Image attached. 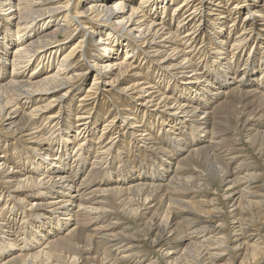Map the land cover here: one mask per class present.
I'll use <instances>...</instances> for the list:
<instances>
[{
	"label": "bare ground",
	"instance_id": "6f19581e",
	"mask_svg": "<svg viewBox=\"0 0 264 264\" xmlns=\"http://www.w3.org/2000/svg\"><path fill=\"white\" fill-rule=\"evenodd\" d=\"M86 1L84 10L72 11L71 0H0V160L25 159L31 166L22 172L0 161V180L22 192L12 195L17 203L34 210H22L19 224L0 222V261L12 256L0 264L51 256L74 234L87 242L79 259L86 264V244L116 226L99 217L79 225L111 203L106 195L87 197L101 191L140 199L130 211L149 243L165 247L164 264H216L225 252L231 258L218 264H264V0H214L217 15L208 19L203 0ZM61 11L63 23L44 16ZM70 27L79 28L80 40L62 51L74 38ZM74 55L83 69L73 66ZM90 71L92 85L75 103ZM99 95L107 100L97 98L96 109L82 105L86 96ZM17 134L26 137L23 148L4 143ZM244 138L263 169L243 156ZM182 163L194 165V177L181 180L173 200L162 189H171ZM33 186L35 192L25 193ZM193 188L194 196L183 194ZM200 190L209 198L197 195ZM7 211L17 210L0 206V218ZM193 214L196 223L188 221ZM214 223L222 235L214 233ZM114 232L111 238L121 235ZM100 240L105 244L93 245L103 247L110 264L133 263L134 246L120 244L127 254L116 258V241ZM73 246L70 253L78 255Z\"/></svg>",
	"mask_w": 264,
	"mask_h": 264
},
{
	"label": "rangeland",
	"instance_id": "374dc122",
	"mask_svg": "<svg viewBox=\"0 0 264 264\" xmlns=\"http://www.w3.org/2000/svg\"><path fill=\"white\" fill-rule=\"evenodd\" d=\"M62 2L63 1H65V0H61ZM208 1V0H207ZM86 0H71V6H72V11H82V10H84V8H86L87 6L85 5L86 4ZM213 2H214V0H212L211 1V4L208 6V4H206V0H203V8L201 9V12L204 14V16L208 19V17L207 16H214V15H217L216 14V10H215V6H214V4H213ZM208 3V2H207ZM187 8H190L189 6L187 7ZM190 11H191V9H189ZM188 12L189 11H187L186 13L188 14ZM244 12L245 11H241V13H239V15L241 16V15H243L244 14ZM59 13H62V11L61 12H47L44 16H48V15H52V16H56V19H57V22H62L63 23V20H62V17H61V15L59 14ZM72 14V13H71ZM81 18H84V16H81ZM76 21V20H75ZM70 24H71V22H70ZM201 28H202V33L203 32H206V30H207V27H205V23L203 24V26H201ZM73 29V27L71 28H69L68 30H72ZM78 30H79V28L76 30V31H71V33H72V37H74V38H72L71 39V41H69L68 43H66V45H63V46H65L64 47V49L62 50V51H68V49L70 48V43L72 44V43H76L78 40H80V33L78 32ZM85 30V29H84ZM77 33V34H76ZM58 38H60L61 39V41L63 40L62 38V36H61V34L58 36ZM86 38L87 39H90V37L88 36V35H86L85 36V45L87 44V46H88V48L89 47H91V44L89 43V42H87L86 41ZM256 41V40H255ZM256 42H254V44H255ZM90 44V45H89ZM13 46V45H12ZM14 47V46H13ZM85 48H86V46H84ZM11 49H13L12 47L10 48V50ZM259 51V48L258 49H256V51L254 50V53H257ZM247 53H249V51L247 52ZM247 53H246V55H247ZM89 54V50L88 49H86V52H85V55H88ZM123 54V53H122ZM76 55V54H75ZM75 55H74V57H75ZM120 56H121V53H120ZM245 56V55H244ZM247 57V56H246ZM254 58H256V56H254ZM253 58V54H251L250 53V56L248 57V59H249V62H251L252 64H253V62H254V59ZM82 59V58H81ZM80 58L78 59L77 58V56L75 57V58H73V60H72V63H73V66L76 68V69H83L85 66H82V65H84L83 64V61L81 60ZM257 59V58H256ZM255 59V60H256ZM76 63V64H75ZM257 64L258 65H260V62L259 61H257ZM31 65V62H30V64L28 65V66H30ZM9 68H11V67H8V69ZM252 71H253V73H254V76L257 74V72H254L255 70L254 69H252ZM242 67L240 66V68L238 69V74H242ZM91 76V77H90ZM92 78H93V73L90 71L89 73H88V76L86 77V79L84 80V83L82 84V90L78 93V94H76V97H75V99H74V101H75V103H76V100L79 98V96L80 95H83L82 93L84 92V91H86L91 85H92ZM81 82V81H80ZM79 83H77V84H75V86L76 85H78ZM74 88V87H73ZM106 88H109V86H107ZM105 87H104V93H105V95L106 96H108V95H110V91L108 90L107 91V89H106ZM98 98V100H101V101H104L105 99H106V97H104V95L103 96H101V95H99V96H97L96 98H94L93 96H86V98H84L85 100H84V102L82 103V105L83 104H86V105H88V106H90L91 105V103L93 104V105H95L96 104V102L98 101V100H96ZM107 100V99H106ZM74 103V104H75ZM99 106V105H98ZM237 106V105H236ZM255 106V105H254ZM253 106V107H254ZM96 105H95V108L94 109H96ZM54 109H56V108H54ZM236 109H239V111L240 110H242V108L241 107H239V106H237L236 107ZM220 111H221V115H223L224 117H227V118H229V116H231L230 115V113L227 111V110H224L222 107L219 109ZM82 111H84V110H82ZM77 114V116H80V114H78V113H76ZM225 114V115H224ZM81 117V116H80ZM231 118V117H230ZM121 120V119H120ZM39 123H40V119H38V125H39ZM97 128H98V131H99V129H101V122L99 121V124H97ZM74 130V129H73ZM73 133H74V131H73ZM20 134H17L16 136H6L5 138H2V139H4L5 141H4V143H9V144H11V143H13V142H15V146H16V148L18 149V148H23L24 147V144L22 143V142H24V140L23 139H25L26 137H20L19 136ZM4 137V136H3ZM17 140V141H16ZM20 140V141H19ZM22 140V141H21ZM10 141V142H9ZM243 145H242V148L244 149L243 151V156H245L246 157V159L248 160V161H255L254 163L255 164H258L259 166H257V165H255V167H258V168H261V169H263V167L262 166H260L261 164H259V163H261V160H260V158H259V156H257V154L255 153V152H253V149L250 147V145H249V143H248V141L244 138L243 139ZM19 145H20V147H19ZM246 151V152H245ZM161 152V154L163 153V152H165V151H159V153ZM72 159V158H71ZM70 159V160H71ZM4 160V161H3ZM1 161V163L2 162H6V166L7 167H10V169H14V170H16V171H21L22 170V172H24V171H30L31 170V166L29 165V163L27 162V160L25 161V159L24 160H22V162H19V163H15V160L14 161H12L11 159H7V160H5V158L4 159H2V160H0ZM27 162V163H26ZM4 164V163H3ZM8 164V165H7ZM191 164L190 163H188V164H184V163H182V164H180V167H181V171L179 172V174H178V176L177 177H174L173 179L174 180H172V182H171V184H170V186H171V189L169 188L170 186H168V188H169V191H168V189H166V190H163L162 189V193L167 197V198H171V199H175V197H176V192H180L182 189H180L179 188V186H180V184L182 183V181L181 180H185V179H189L190 177H194V173H191L190 171H192V170H194V165H192V166H190ZM12 166V167H11ZM30 167V168H29ZM203 167L204 166H202V164H201V169H203ZM190 168V169H189ZM201 169L199 168V171H200V173H203V171H201ZM183 171H188V172H184L183 173ZM26 174H29V173H26ZM182 174H183V176H182ZM184 174H186V175H184ZM190 174V175H189ZM193 174V175H192ZM190 176V177H187V176ZM184 177H186V178H184ZM184 178V179H183ZM177 180V181H176ZM178 182H180V183H178ZM173 184H176L175 186L173 185ZM4 186V188H2ZM0 206H3V207H8V208H10V205H12L13 207H14V209H16L17 211H7L6 213H4V215H2L1 216V218H0V222L1 223H4V221H6L7 219H9L10 220V224H13L15 221H19L18 222V224L22 221V216H23V214H24V212H21L22 210H26V212H28L29 214H31V212L33 213V211L34 210H32V209H28V207H26V205L24 204V203H21V201H19L18 203H17V199L16 198H14L13 196H15V195H17V194H20V193H22L21 191L20 192H16V191H14L13 190V188H11L10 186H8L6 183H3V181L2 180H0ZM9 187H10V189H9ZM5 188H7V190H5ZM173 188V189H172ZM35 189H36V186H33L32 188H27V190H26V192L25 193H28V192H35ZM165 189V188H164ZM90 189H87V191H86V193L89 191ZM165 191V192H164ZM170 194V196H168L169 194L167 193V192ZM10 193V194H9ZM100 193H101V196H100ZM191 193V194H190ZM200 193V194H199ZM204 193V194H203ZM95 194V195H94ZM94 194H89L87 197H93V198H95L96 196V198H95V201L97 200L98 201V199H100L101 200V198H103V197H105V195L107 196V198L108 199H106V203H110V201H111V203L110 204H108V206L107 207H104L103 209L105 210L104 211V213H102V212H100V210H98V213L97 214H99V215H97L95 212L94 213H92V212H89V214H86V216H85V220L83 219V220H81V223L79 222V225H81V224H85V225H89V222H88V220H91V217H93V219H94V217L95 218H97V217H99L100 219H101V221H104V223L103 224H108V223H115V227H114V231H108L107 229L106 230H102V232H103V234H102V232H99L98 234H95V236L96 237H98V238H94L93 239V241H95L96 243H100V244H102V245H104L105 243L103 242V241H101L100 239H102L103 238V240L105 239V240H111V241H116V245H114L113 247H111V255L112 256H116V258H118V257H120L123 253L124 254H127V252H123L122 250H123V248L122 247H118L120 244H125L126 246H128V245H130V246H134V251H135V255L129 260V262H133L132 264H137V263H139L140 262V259L141 260H151L152 261V263H154V262H158V263H160V264H164L165 262H163V260H165L164 258H166V255H165V251H163V249L165 248H163L162 246H152L150 243H149V241H148V239L146 238V237H144V233H145V231L143 230L144 228V226L143 225H140V217H133V214L134 213H132V211H130V208L133 206H136V204H140L141 202H140V199L139 200H134L135 198H132V197H130L129 198V196L126 198L125 196L123 197V196H121V197H115V198H112V196H109L108 194H106V193H103L102 191L101 192H96V193H94ZM98 194V195H97ZM183 194H187L188 196H194V188L193 189H190V190H187V191H185ZM210 194V192L208 191V192H203V190H200V192H198L197 193V195H200V196H206V197H208L207 195H209ZM13 195V196H12ZM221 194L219 193V197H222L223 198V196H220ZM13 198H12V197ZM95 196V197H94ZM100 198H99V197ZM173 196V197H172ZM8 197H10V200L8 199ZM111 197V198H110ZM123 197V198H122ZM4 198H5V201H4ZM209 198V197H208ZM221 198V199H222ZM14 199V200H13ZM125 199V200H124ZM130 199H131V201H130ZM132 199H133V201H132ZM107 200H108V202H107ZM7 201V202H6ZM136 201V202H135ZM13 202H15L14 203V205H13ZM132 202V203H131ZM221 202V201H220ZM17 203V204H16ZM215 203V202H214ZM114 206V207H113ZM171 206H172V209L171 210H176V208H177V205H175L174 203L173 204H171ZM213 206V205H212ZM21 207H22V209H21ZM109 208V209H108ZM111 208V209H110ZM114 208V209H113ZM174 208V209H173ZM230 209V208H229ZM29 210V211H28ZM226 211H228V210H226ZM25 212V213H26ZM131 212V213H130ZM27 213V214H28ZM110 213V214H109ZM101 214H103V215H101ZM223 215V216H221V215ZM220 214H219V212H218V215L220 216V217H223V218H226L227 216L224 214V212H220ZM16 215V216H15ZM90 215V216H89ZM97 215V216H96ZM21 216V217H20ZM189 216H190V219H188V221L189 222H191V220H192V222L193 223H196V217H194V214L193 215H188L187 217L189 218ZM204 216V215H203ZM226 216V217H225ZM3 217V218H2ZM16 217V218H15ZM88 217H90V218H88ZM115 217V218H114ZM194 217V218H193ZM204 217H206V216H204ZM88 218V219H87ZM229 218H230V216H229ZM228 218V223H229V225H230V227H232L235 223V221L233 220V218L232 219H229ZM206 219H208V218H206ZM206 219H204L205 221H206ZM9 220H7V221H9ZM233 220V221H232ZM84 221V222H83ZM108 221V222H107ZM111 221V222H110ZM107 222V223H106ZM212 222H213V220H212ZM184 225L185 226H188V224H187V222H185L184 223ZM7 226V225H6ZM129 226V227H128ZM183 226V225H182ZM194 226H195V229L197 228V226L194 224ZM215 226V227H214ZM121 228V229H120ZM141 228V229H140ZM215 228V229H214ZM213 229H214V233L215 234H218V235H220L221 234V231L223 230H219V227L216 225V223H214V225H213ZM141 230H142V233L144 234H142L141 233ZM219 230V231H218ZM122 231V232H121ZM188 231H189V229H188ZM192 231H194V228H192ZM224 231V230H223ZM222 231V232H223ZM231 231V230H230ZM21 232L22 231H19L18 233H20V235L18 236V238L19 237H21V236H23V234H21ZM119 233V234H121V235H116L115 237H113V238H111L110 237V235L112 234V233ZM226 232V231H225ZM7 233H12V232H10V231H8ZM17 233V234H18ZM127 233V234H126ZM250 234H255L254 232H249ZM132 234V235H131ZM182 234V233H181ZM192 234V233H191ZM230 234H232L233 235V231H231L230 232ZM106 235V236H105ZM127 235V236H126ZM194 235V234H193ZM202 235V234H201ZM200 235V236H201ZM222 235V234H221ZM199 236V237H200ZM13 238H15V236H12ZM81 240V241H80ZM100 241V242H99ZM63 243H65V244H61L60 245V247H61V249L60 248H57V251L54 253L53 252V254L51 255V256H53V258L51 257V256H46V255H40V256H38V257H40V259H38V257L37 258H34V259H32V258H24V259H27V260H25V261H23L24 263H22V264H27V261H28V264H29V262H30V264H32V263H34V264H73V261H74V256L76 255H73L72 256V254L70 253L71 252V249H73V245H75L76 244V247H78V249H77V251H79V254L78 255H76L75 257H77L76 258V262L74 263V264H79L81 261H79V259L81 260V259H83L81 256V252L83 253L85 250H84V248L83 247H85L84 245H85V243H87L83 238L81 239L80 237H78L76 234H74L73 236L71 235V237H70V240L68 241V243H67V241L65 240ZM83 243V244H82ZM96 243H92V245H88V244H86L87 246H86V248L88 247V249H89V251H88V249H87V252H89V253H87V255L85 256V258L87 259L86 260V264H95V263H97L98 264V262L100 261L99 259H101L102 261H103V263H102V261H100L99 262V264H108L109 262L108 261H110V259L111 258H105V255L104 254H102L101 253V248H103V247H95L93 244H95V245H97ZM127 243V244H126ZM71 246H70V245ZM66 245V246H65ZM68 245V246H67ZM73 246V247H72ZM39 247V246H38ZM72 247V248H71ZM91 247V248H90ZM39 248H36L35 247V249L34 250H38ZM64 249V250H63ZM67 249H68V251H67ZM113 249V250H112ZM137 249H138V251L140 252V253H137L138 251H137ZM83 250V251H82ZM61 251H62V254H61ZM64 251V252H63ZM67 251V252H66ZM92 251V252H91ZM113 251V252H112ZM123 253H122V252ZM162 251H163V253H162ZM59 252H60V254H59ZM70 253V255H69V253ZM96 252H97V254H96ZM65 253H67L66 255H65ZM101 253V255L102 256H99V254ZM13 254H15V253H13ZM16 254H18V253H16ZM54 254H56V255H54ZM57 254L59 255V256H61V259H59L60 257L59 256H57ZM86 254V251L84 252V255ZM64 255V256H63ZM80 255V256H79ZM83 255V256H84ZM90 255V256H89ZM94 255H95V257H96V259H95V257H94ZM45 257V259H44V257ZM55 256H57L56 257V259H55ZM104 256V257H103ZM123 256H125V255H123ZM10 257H12V256H7V257H5L4 259H2L0 262H3V261H6V260H8ZM43 257V258H42ZM71 257H72V261H71ZM90 257V258H89ZM100 257V258H99ZM42 258V259H41ZM49 258L51 259V260H49ZM70 258V259H69ZM103 258H104V260H103ZM222 259H220V258H218L217 260L215 259V263L216 264H218V263H224V260L226 261L227 260V258H231V254H229L228 252H225V254H224V257H221ZM38 259V260H37ZM48 259V260H47ZM58 259V260H57ZM64 259V261L62 262L61 260H63ZM77 259H78V261H77ZM90 259L91 260H94V261H90ZM156 259V260H155ZM30 260V261H29ZM35 260V261H34ZM45 260H47V261H49V262H47L46 263V261ZM54 260H56V261H53ZM89 260V261H88ZM158 260V261H157ZM41 261V262H40ZM96 261H98V262H96ZM135 261V262H134ZM168 261V260H167ZM238 261H239V259L238 260H235V263L237 262L238 263ZM40 262V263H39ZM147 263V262H146ZM14 264H17V262H15ZM110 264V263H109ZM124 264H127V263H124Z\"/></svg>",
	"mask_w": 264,
	"mask_h": 264
}]
</instances>
